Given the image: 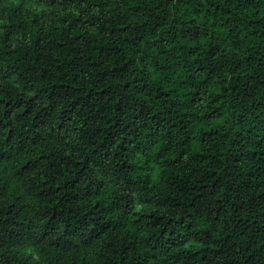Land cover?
Here are the masks:
<instances>
[{
	"label": "trees",
	"instance_id": "1",
	"mask_svg": "<svg viewBox=\"0 0 264 264\" xmlns=\"http://www.w3.org/2000/svg\"><path fill=\"white\" fill-rule=\"evenodd\" d=\"M0 264H264V0H0Z\"/></svg>",
	"mask_w": 264,
	"mask_h": 264
}]
</instances>
